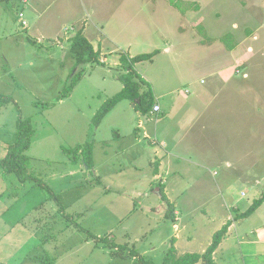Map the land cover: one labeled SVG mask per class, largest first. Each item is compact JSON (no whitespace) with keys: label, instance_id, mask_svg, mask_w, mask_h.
Wrapping results in <instances>:
<instances>
[{"label":"rangeland","instance_id":"obj_1","mask_svg":"<svg viewBox=\"0 0 264 264\" xmlns=\"http://www.w3.org/2000/svg\"><path fill=\"white\" fill-rule=\"evenodd\" d=\"M47 2H50L46 5L48 17L64 11L63 7L68 10V5L84 17V9L106 7L112 10L123 6L118 18H110L109 12L105 20L107 25L115 26L118 19L123 35L114 57L105 61L107 64L98 58V64L92 61L87 68L73 69L75 60L68 44L72 38L64 45L57 40H37L29 30L22 28L24 22H21L26 20L29 26L33 25V14L24 11V16L19 17L20 0H0V10H5L3 14L7 18L2 25L0 23V95L12 99L0 110V160L15 142L18 118L29 119L34 130L25 153L29 158V173L49 188L46 191L32 181L21 184L15 174L4 177L0 168V264H138L139 258L133 259V253L144 254L150 243L146 241L148 238L152 247L140 257L161 264L164 250L170 247V242H164L167 228L161 224L155 226L152 219L141 216L140 198L136 197L135 189L137 183L130 181L123 185L118 179L104 178L106 174L118 176L106 167L102 177L96 178L92 170L87 171L88 168L79 162L80 152L76 153L77 148L83 150L88 145L92 151L96 128H99L98 136L111 137L116 131L127 134L135 125L132 122H136V117L142 116L131 110L132 104L129 108V102L121 100L114 111L113 107L107 113L110 114L106 119L95 125L94 116L101 106L123 88L118 81L125 72L120 66L122 56L134 58L155 53L151 61L136 64V72L149 84L151 79L160 84L163 79L171 80L180 92L190 81L199 84V80H205L212 71H235L239 81L215 84L219 95L211 106L220 124L210 145L213 148L211 157L201 156L208 147L205 141L200 155L190 153L189 157L202 168L197 169L198 176L192 184L189 181L188 186L176 191L184 193L181 199H187L184 206L187 215L182 213L187 223L184 233L195 234L192 245L183 241V246L190 245L184 249L185 253L204 252L214 234L232 219L244 220L236 228L247 232L251 239L249 232L259 226L258 214L236 220L239 213L229 207L232 200L239 201L237 208L250 207L264 193V0ZM86 17V20L92 19L87 24L97 19L89 11ZM61 21V26L71 25L70 20ZM227 35H231V39L223 42L222 38ZM227 45L234 46L233 50ZM166 51L170 55H166ZM103 74L107 77L102 82ZM71 82L76 85L68 92ZM146 147L158 151L150 144ZM95 149L91 160L99 166L101 156L99 148ZM147 152L151 151L145 150ZM76 155L78 159L74 158ZM111 159L115 166L117 160H121L114 153ZM125 161V170L132 175L130 163ZM130 199H134L137 211L126 217V210L133 203ZM149 201L158 202L159 208V198L151 196ZM58 205L62 206V211ZM212 205L219 209L213 212ZM262 206L260 217H264V204ZM88 207L90 210L85 211L83 218L74 214ZM165 211L170 213L169 208ZM117 216H122L120 223ZM76 225L86 232L76 230ZM152 228L157 229H154L157 232L154 236L149 235ZM97 236L104 239V243L108 240L116 244L118 249L110 250L92 239ZM84 239L91 243L82 244ZM228 241L223 240L219 245L224 251L221 261L217 256V264L249 261L254 264L252 259L246 261L241 257L251 248L245 244L250 240L244 237L241 244H237L233 232L234 248L231 250ZM94 243L99 249H93ZM253 248L261 249L260 246ZM259 254L263 259H256L255 264L264 262V251Z\"/></svg>","mask_w":264,"mask_h":264},{"label":"crops","instance_id":"obj_2","mask_svg":"<svg viewBox=\"0 0 264 264\" xmlns=\"http://www.w3.org/2000/svg\"><path fill=\"white\" fill-rule=\"evenodd\" d=\"M29 2L30 0L20 1L22 7L19 10V17L24 16V11H29V14H33V25L30 24L29 26V23L26 20H22L21 22H24V24L21 23V25L23 24L22 28L27 31L29 30L30 34L35 36L37 40H57L60 45H64L65 42L68 43L69 40L73 38L78 31H80L86 40L91 44L94 52L98 53V58L101 63H104L105 61H108L114 57L113 55H115L117 52V45L120 43L119 41L122 38L123 31L122 26H118V19L116 20L117 23L115 26L107 25V14L110 12V18H113L114 16L118 18V15H120L124 10L123 6H117L112 10L106 9V7H103L102 9L96 7L92 10L84 9V17L82 14L68 5V10L66 7H63V9H65L64 11H59L56 15L53 14L52 16L48 17L46 16V12L49 9L46 8V5L50 2H47V0H31V3ZM88 11L94 13L97 19H100V22H97V19H95V21H93L94 23L87 24V21H92V19L86 20L88 19L86 17V12ZM4 12L5 10H0L1 25L5 22V20H7L3 14ZM103 13L105 14L102 15ZM61 20H70L71 25L69 27L66 25L61 26ZM59 40H63V42H60ZM68 44H70V42ZM166 55H170L169 51H166ZM105 63L107 64V62ZM109 66L111 65H108V67ZM82 67L87 68L89 65L86 64ZM102 67L105 68L106 65H103ZM153 72L155 73V71ZM234 72L229 70H217L215 72L212 71L208 74L206 79L204 78L205 80L201 78L199 80V84H196L195 81H190L189 86L184 88V91L181 92L177 90V86L173 85L171 80L163 79V83L160 84L157 81L151 79L150 85L149 82L144 79V81H146L151 86L154 95V104L158 103L160 106V112L153 114L151 112V107L146 115L142 114V116L140 115L139 117H136V122H132V124L135 123V125L132 126V130H129L127 134L124 132L120 134L116 131L111 137H109L107 134V136H98L99 128H96L95 131L98 133L94 134V136H96V140L92 147L91 157L94 156L97 150L95 147L97 146L101 156V163L98 166V164H95L94 160H92V166L90 170L93 171V174L96 176V178H101V173L104 171V168H109L110 171L112 170V172H116L118 176L112 177L106 174L103 177L118 179L117 181L123 185L124 182L129 183L130 181H135L137 183L136 188L134 185V188L137 190L136 197L140 198L138 202L140 208L138 210H140V212L143 214L141 216L146 220L152 219L155 226L161 224V226L167 228V234L165 236L164 242L168 243L171 242L172 239L175 240L174 247L176 249L177 256L186 254L184 249L186 250L190 245L183 246V241L188 244L191 243L192 245L195 239V234L186 235L184 233L187 229V223L183 214L186 213V208L184 206L187 199H181L184 196V193L176 191V189L180 187L182 188L186 184L188 186L189 181H191L190 183L192 184L197 178V169H201L202 167L201 165H198L196 162H194L189 156L190 153L200 155L199 150L202 151L200 148L203 146L204 141L208 147L204 152H202L201 156H207L206 158L209 156L211 157L210 153L213 151V148H211L210 145L212 144L214 136L217 134H214V131L219 129L220 124V119L217 115L214 116L211 105L218 98L219 91L217 90V85H219L220 82L226 85L229 82L239 81L238 76ZM186 75L187 73L184 74V76ZM102 76L103 77H101V80L103 82V79L107 77V74H103ZM115 80L118 79L115 78ZM185 80H188V77H185ZM227 87L229 86L227 85ZM122 89L123 88H121V90ZM129 104L130 108L132 103L129 102ZM118 106L119 104L114 107L113 111ZM131 110L136 114H140L135 110L134 104H132ZM106 118L107 117H104V119ZM131 118L133 119L134 117ZM110 129L112 130L114 128L111 127ZM146 144H148V146L149 144L151 146H155L158 148V151H155V149L149 150V147H146ZM123 149L127 150V152H125ZM145 150L151 152H147L146 154ZM116 151H118L120 154H118ZM113 153L117 155V158L121 159L117 160L116 166L115 164H112L113 160L111 158ZM204 153L206 155H204ZM128 156H130L131 160H128ZM124 159L130 163V167L132 168V171H134L132 172V175H130L131 173H129V171L125 170L127 166L125 165L126 161ZM78 160L81 164H83L82 160ZM87 171H89V169ZM166 177L168 180H166ZM87 184H89L88 181ZM123 185H120V188H124ZM161 195H164L171 204L174 221L166 218L165 210H167V208L164 205L165 203L161 200ZM151 196H156L160 199L159 208H157L158 202L153 203L152 201H149ZM172 199L179 200H176L175 202ZM130 200H133V203L131 202L133 208L131 207L130 209L126 210V217H128L134 210L137 211V208L134 206V204H136L134 199ZM238 203V200H232V205L229 208L237 211L236 214L239 213V215L248 210V205L237 208L236 204L238 205ZM66 205L68 207L71 206L70 204ZM262 205L253 213V215L258 214L256 216L257 220H259V226L255 229L252 228L249 232V235L252 236L251 239L248 238L247 232L243 233L241 229L238 230L236 228V226L241 224V222L244 220L235 221L230 215L229 220H232L227 230V234L223 239L224 241L229 240V250L234 248L233 232H235L237 244H241L240 241H242L244 237L250 240L245 244L251 248L246 251L247 254L241 257L246 261L252 259L254 264L256 259H263L262 255L259 254L260 252L264 251V217H260V210H262L263 207ZM93 208H91V211ZM218 209L219 207L217 206L212 205V207H210V210L213 212H216ZM89 210V207L79 209L75 211L74 214L80 219L86 214L85 211ZM178 211H181V214ZM192 213H195V211H192ZM121 217L122 216H117L118 223H120ZM156 220H158V223ZM224 225L225 224H223V226ZM154 229L156 228H152L150 230V236H154L155 233H157ZM97 237L99 238V236ZM146 241L150 243L147 245L144 254L149 247H152V242L150 239L148 238ZM83 243L90 244L91 241L84 239V241H82V244ZM97 245L98 244L94 243V250L99 249V246ZM254 246H260L261 249L256 250L253 248ZM180 250L181 252H179ZM223 251L224 250L222 247L219 246L214 252L213 261L215 264H217V256L219 257L218 259L220 261L222 260L221 253ZM204 252L200 253V255ZM164 253H166V250H164ZM144 254L138 253L139 257L140 255L142 256ZM246 264L251 263L249 261ZM259 264H264V262H260Z\"/></svg>","mask_w":264,"mask_h":264},{"label":"trees","instance_id":"obj_3","mask_svg":"<svg viewBox=\"0 0 264 264\" xmlns=\"http://www.w3.org/2000/svg\"><path fill=\"white\" fill-rule=\"evenodd\" d=\"M21 1V0H20ZM227 38L231 39V35H227L222 38L223 42H226ZM229 50H233L232 45H227ZM70 54L75 60V68L78 66H84L89 64L92 61H95L98 64V53L94 52L91 44L86 40L81 32H77L74 37L70 40ZM153 54L140 55L134 58H129L122 56L120 58V66L125 71L119 76V81L123 84V89L121 92L114 95L111 99H108L100 108V110L94 116L95 125H99L102 119L107 115V113L117 105L121 100H126L135 105V110L140 112L143 115H146L149 109L154 105V95L151 89V86L143 80L141 75H139L135 70V65L141 62L151 61ZM78 82V81H77ZM76 85V84H75ZM74 82H71L67 91L75 86ZM12 102V99L8 96L0 95V110L5 108L9 103ZM34 130L32 123L29 119L22 120L20 117L16 122V138L15 142L8 147L6 156L0 160L1 174L5 177L9 174H15L19 183L23 184L26 181H32L36 185L42 187L44 190L49 191V188L42 184L41 180L31 176L29 173V158L26 156V151L30 147L31 137L33 136ZM80 152L79 156L81 157L83 165L88 169L92 166L91 160V149L90 145L85 146L82 150L81 148L76 149V153ZM78 155H76L77 158ZM78 159V158H77ZM51 196L55 197L57 202V197L50 191ZM162 194V193H161ZM161 200L165 203L166 208H169L170 213H166V218L174 221L173 219V209L171 204L166 199L164 195H161ZM264 203V193L262 196L253 201L248 210L239 216L235 217L236 220L241 218H246L251 216L262 204ZM59 206V205H58ZM36 210V208L34 209ZM59 210L62 211V206H59ZM171 216V217H170ZM69 220L74 221V218L66 216ZM74 223V222H73ZM230 226V222L224 225L218 232H216L212 238L211 244L208 246L206 251L203 254H193L186 253L181 256H177L176 249L174 247L175 240L172 239L170 242V247L164 253L161 264H215L213 261V254L219 247L222 240L227 234V230ZM38 228V227H36ZM76 230L84 231L81 227L76 225ZM91 237V235L89 236ZM100 241L108 249L114 250L118 249L116 244L109 242L102 238L92 239ZM121 251H124V247H119ZM114 256V252L112 253ZM133 258L138 257V264H153L150 261L144 260L142 257L135 252L133 253Z\"/></svg>","mask_w":264,"mask_h":264},{"label":"built area","instance_id":"obj_4","mask_svg":"<svg viewBox=\"0 0 264 264\" xmlns=\"http://www.w3.org/2000/svg\"><path fill=\"white\" fill-rule=\"evenodd\" d=\"M151 112H152L153 114H157V113H159V112H160V106H159L158 104H154V105L152 106Z\"/></svg>","mask_w":264,"mask_h":264}]
</instances>
